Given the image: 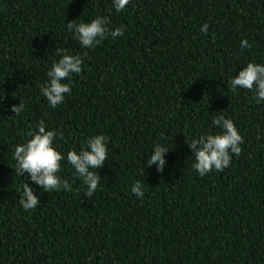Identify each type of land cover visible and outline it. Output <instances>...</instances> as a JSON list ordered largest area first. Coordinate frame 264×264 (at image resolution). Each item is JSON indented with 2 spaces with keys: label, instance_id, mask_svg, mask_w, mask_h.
I'll use <instances>...</instances> for the list:
<instances>
[{
  "label": "trees",
  "instance_id": "obj_1",
  "mask_svg": "<svg viewBox=\"0 0 264 264\" xmlns=\"http://www.w3.org/2000/svg\"><path fill=\"white\" fill-rule=\"evenodd\" d=\"M97 15L127 31L83 49L65 23ZM57 48L84 64L52 109L40 88ZM253 60L264 61V0H130L119 13L111 0H0V264H264V104L227 87ZM221 113L242 153L200 177L187 141L217 131ZM41 119L64 153L103 133L108 159L91 197L66 160L70 189L27 181L40 204L26 211L12 149ZM154 143L170 148L163 172L146 164Z\"/></svg>",
  "mask_w": 264,
  "mask_h": 264
},
{
  "label": "clouds",
  "instance_id": "obj_2",
  "mask_svg": "<svg viewBox=\"0 0 264 264\" xmlns=\"http://www.w3.org/2000/svg\"><path fill=\"white\" fill-rule=\"evenodd\" d=\"M112 9L119 13L126 9L130 0H111ZM111 11V9H110ZM67 31L72 34L83 49H92L105 39L122 37L127 28L125 25L112 26L110 16L97 15L90 20L77 21L74 19L65 23ZM209 24L205 22L199 31L207 33ZM251 45L245 38L240 42V49ZM57 59L52 61L46 72V81L41 86V95L46 99L49 107L57 108L65 101L66 95H71L72 77L80 74L84 64V57L72 54L65 48H57ZM227 87L233 92L247 90L252 94L256 104H264V61H249L241 66L235 75L229 78ZM4 99L0 96V102ZM25 111V103L20 100L11 106V112L20 116ZM211 127L217 129L198 134L188 142L194 157L192 168L200 177L216 171L221 172L228 168L233 156L239 157L242 153L244 137L230 117L221 113L211 121ZM56 129L47 128L46 121L41 119L34 127L27 131V138L23 143H17L12 149V159L15 161V173L24 176L19 193V205L24 210H35L40 199L35 194L29 182L40 186L47 192L59 189H70L67 179L59 173L62 170L61 162L65 161L71 166L77 178L86 188L84 195L91 197L101 180L95 171L104 167L108 159L109 138L103 133L89 136L79 150L69 149L66 153L58 150ZM165 137H161V140ZM170 148L164 143H154L146 161L148 166L155 165L158 172H163L166 165V153ZM131 192L138 199L143 200L145 190L141 181L137 180L131 185Z\"/></svg>",
  "mask_w": 264,
  "mask_h": 264
}]
</instances>
